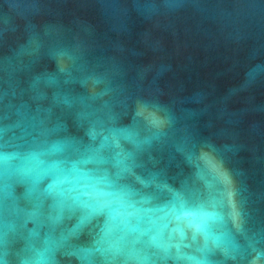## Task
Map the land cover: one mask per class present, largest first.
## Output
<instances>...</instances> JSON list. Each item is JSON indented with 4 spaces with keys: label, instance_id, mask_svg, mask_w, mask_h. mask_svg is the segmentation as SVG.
Instances as JSON below:
<instances>
[{
    "label": "water",
    "instance_id": "water-1",
    "mask_svg": "<svg viewBox=\"0 0 264 264\" xmlns=\"http://www.w3.org/2000/svg\"><path fill=\"white\" fill-rule=\"evenodd\" d=\"M85 157L208 229L100 250L106 217L73 232L36 178ZM0 264H264V0H0Z\"/></svg>",
    "mask_w": 264,
    "mask_h": 264
},
{
    "label": "snow or ice",
    "instance_id": "snow-or-ice-1",
    "mask_svg": "<svg viewBox=\"0 0 264 264\" xmlns=\"http://www.w3.org/2000/svg\"><path fill=\"white\" fill-rule=\"evenodd\" d=\"M90 159L92 158L85 157L74 162L71 169L63 166L66 164L65 161L49 162L38 159L36 163L39 171L36 178L46 176L52 178L46 194L55 198L53 205L56 211L55 221L62 220L65 214L79 213L78 223L73 232L95 216L106 217L105 225L95 241L100 250H107L105 245H111L113 241L127 242L129 237L133 243L157 245L162 236L168 233L169 225L173 221L176 227L172 228L171 232L179 233L181 237L184 235V227L194 228L197 232H206L208 229V222L213 217L203 211H194L188 203L178 197L173 202L170 215L165 213L156 216L144 212L143 209L137 210L126 200V193L123 190L119 194L116 192L115 181L107 175L91 177L80 172L79 165L89 163ZM69 174L81 176L84 182L71 184L67 180Z\"/></svg>",
    "mask_w": 264,
    "mask_h": 264
}]
</instances>
